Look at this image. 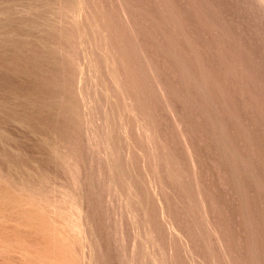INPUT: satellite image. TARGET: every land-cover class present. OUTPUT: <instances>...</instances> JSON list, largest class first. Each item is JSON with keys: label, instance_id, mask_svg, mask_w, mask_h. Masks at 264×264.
<instances>
[{"label": "rangeland", "instance_id": "obj_1", "mask_svg": "<svg viewBox=\"0 0 264 264\" xmlns=\"http://www.w3.org/2000/svg\"><path fill=\"white\" fill-rule=\"evenodd\" d=\"M0 264H264V0H0Z\"/></svg>", "mask_w": 264, "mask_h": 264}]
</instances>
